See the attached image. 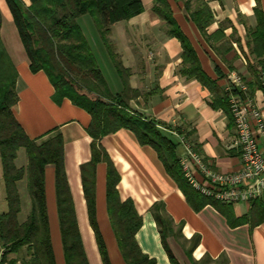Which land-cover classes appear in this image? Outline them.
Listing matches in <instances>:
<instances>
[{
    "label": "crops",
    "instance_id": "obj_1",
    "mask_svg": "<svg viewBox=\"0 0 264 264\" xmlns=\"http://www.w3.org/2000/svg\"><path fill=\"white\" fill-rule=\"evenodd\" d=\"M152 1L150 4L147 0L149 10H146L141 0L143 13L118 22L110 29L108 41L126 70L124 79L120 77L92 19L87 15L79 19H87L84 23L88 33L83 28L82 31L108 90L112 95L123 94L132 111L143 120L154 123L178 144L179 163L186 156L181 136L213 170L237 172L241 161L239 150L232 148L235 128L222 110L213 108L212 93L198 80L188 77L189 66L184 62L182 44L177 37L169 35L166 22L152 10ZM166 1L176 27L193 50L205 76L223 90L228 99L229 77L233 74L240 76L247 88L246 95H250L264 117V85L263 79H260L261 86L257 85L255 73L261 68L254 53V39L260 22L264 29V0ZM22 2L30 6L29 0ZM201 4L209 8L213 17L205 33L191 18V13ZM0 12L1 39L18 74V104L13 109L14 116L31 140H39L54 130L60 131L66 177L88 262L102 264L99 252L95 256L98 247L89 223L81 179V166L91 160L92 138L87 132L91 117L69 99L60 98L44 72L31 71L5 0H0ZM90 36H94L93 45ZM250 86H254L252 93H249ZM99 143L120 176L117 186L120 201L131 200L142 218V227L135 236L137 244L155 264H264V221L255 226L250 221L231 226L212 205L198 211L192 209L154 149L140 145L134 134L126 129L103 137ZM26 164L27 159L17 166ZM188 166L194 178L201 181L195 163L190 162ZM106 177L107 165L100 162L95 171L97 226L110 264H126L110 222ZM45 196L56 264H65L53 166L45 170ZM224 205L230 208L235 219L249 220L255 209L254 203L251 206ZM156 215L167 221L162 227L164 240ZM88 248L94 256L93 262Z\"/></svg>",
    "mask_w": 264,
    "mask_h": 264
},
{
    "label": "trees",
    "instance_id": "obj_2",
    "mask_svg": "<svg viewBox=\"0 0 264 264\" xmlns=\"http://www.w3.org/2000/svg\"><path fill=\"white\" fill-rule=\"evenodd\" d=\"M5 0L30 61L33 73L44 72L60 98L69 99L84 109L91 117L87 132L92 138L91 160L81 166V179L87 204L88 218L94 231L102 264H110L106 246L98 230L95 209V171L100 162L107 165L106 201L111 226L118 248L126 264H155L140 250L136 234L142 227V218L131 200L121 202L117 186L120 176L110 157L99 141L108 135L126 129L134 134L142 146H150L157 153L166 171L184 194L187 203L198 211L212 205L231 226L251 222L255 226L264 221V198L254 202L251 218L235 219L227 205L216 202L194 190L184 177L176 154L177 143L165 135L152 122L143 120L130 109L123 94L112 95L97 65L90 45L85 38L79 19L89 16L112 57L122 79L126 70L118 62L108 41L111 27L128 21L144 11L141 0ZM153 12L169 27V35L177 37L183 47L187 75L198 80L213 97L212 106L222 110L229 123L235 127L227 94L201 71L193 50L176 27L166 0H154ZM191 18L202 33L212 22L209 8L201 4L191 13ZM262 22L255 34L254 53L260 66L256 72L258 87L264 78V29ZM2 15L0 12V33ZM17 71L11 62L0 35V160L8 211L0 214V263H6L8 255L26 249L29 260L22 264H56L52 247L49 218L45 196V170L55 169V191L59 232L65 264H89L83 246L69 189L65 167L63 140L60 131L54 130L39 140H31L14 116L18 104L16 93ZM254 86L249 87L252 93ZM264 88V87H263ZM232 93L245 99L241 91ZM248 93V94H249ZM248 95L247 97H249ZM251 99V98H250ZM25 151L27 164L18 167L19 151ZM26 181L31 208L27 219L20 223L21 198L17 184ZM156 223L161 229L166 220L158 215ZM173 261V259H171ZM19 262L18 259L13 264Z\"/></svg>",
    "mask_w": 264,
    "mask_h": 264
},
{
    "label": "built area",
    "instance_id": "obj_3",
    "mask_svg": "<svg viewBox=\"0 0 264 264\" xmlns=\"http://www.w3.org/2000/svg\"><path fill=\"white\" fill-rule=\"evenodd\" d=\"M233 89L240 90L244 95L247 93L241 77L234 74L229 77L226 92L235 125L232 148L239 150L240 169L233 173L213 170L196 155L191 145L181 136L180 142L184 146L186 156L180 165L189 185L201 195L221 204L251 206L264 198V117L252 99L247 96L242 99L232 93ZM190 162L199 168L201 181L191 174L188 166Z\"/></svg>",
    "mask_w": 264,
    "mask_h": 264
},
{
    "label": "rangeland",
    "instance_id": "obj_4",
    "mask_svg": "<svg viewBox=\"0 0 264 264\" xmlns=\"http://www.w3.org/2000/svg\"><path fill=\"white\" fill-rule=\"evenodd\" d=\"M142 1L144 3L146 10H149L147 0H142ZM152 2L153 1L150 0V4ZM147 12H149V11H147ZM153 16L155 17V15H153ZM85 18H88V17H85ZM86 20L87 19L82 18L81 20H79V24H80L81 28H83V31L88 33L87 28H86L85 23H84V21H86ZM94 30H96V29H94ZM94 32H96V31H94ZM88 35H90V34H88ZM90 37H91L90 42L93 45L94 36H90ZM112 61H113V59H112ZM118 62H120V60H118ZM113 63H114V61H113ZM114 65H115V63H114ZM25 160H26L25 151L23 149H21L19 151V158H18L16 164L18 166H20L23 162H25ZM17 187H18V190L20 193V198H21V213L19 214L18 219H19L20 223H23L29 215L31 203H30V197L28 195L27 188H26V181L24 180V181L19 182L17 184ZM5 197H6V193H5L4 181L2 179V165H1V160H0V214L6 213L8 211V205H7ZM3 252L0 250V255H2ZM87 252H88V255L90 256L91 261L93 262L94 256L92 255L90 248H88ZM96 252H98V250L95 251V256H96ZM111 255H112V253L110 254V256ZM0 259H1V257H0ZM15 259L19 260V264H22L23 260H26V261L29 260L26 249H23L21 251V253H19L18 255H16V254L8 255L6 257V264H13V261Z\"/></svg>",
    "mask_w": 264,
    "mask_h": 264
}]
</instances>
